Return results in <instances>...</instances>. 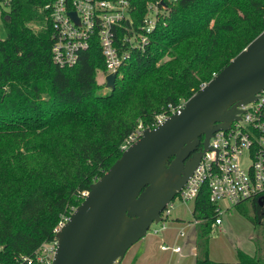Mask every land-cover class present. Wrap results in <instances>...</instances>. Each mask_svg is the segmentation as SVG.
I'll return each instance as SVG.
<instances>
[{
    "label": "trees",
    "instance_id": "1",
    "mask_svg": "<svg viewBox=\"0 0 264 264\" xmlns=\"http://www.w3.org/2000/svg\"><path fill=\"white\" fill-rule=\"evenodd\" d=\"M48 1L10 0L0 11V261L6 264L20 254L34 257L138 122L146 125L188 97L264 28V0H174L146 48L132 52L103 91L95 77L103 69L96 43L71 66L51 60L41 8ZM235 207L264 222L255 202ZM192 215L200 218L193 264H264V244L253 254L236 248L235 261L207 256L213 208L203 190Z\"/></svg>",
    "mask_w": 264,
    "mask_h": 264
},
{
    "label": "water",
    "instance_id": "2",
    "mask_svg": "<svg viewBox=\"0 0 264 264\" xmlns=\"http://www.w3.org/2000/svg\"><path fill=\"white\" fill-rule=\"evenodd\" d=\"M68 14L77 22L74 11ZM114 80L115 73H107L105 86L112 88ZM263 87L264 31H260L178 110L154 127L142 128L140 136L88 185L55 232L50 264L118 262L150 223L160 219V210L185 182L211 132L225 128L239 106Z\"/></svg>",
    "mask_w": 264,
    "mask_h": 264
},
{
    "label": "built area",
    "instance_id": "3",
    "mask_svg": "<svg viewBox=\"0 0 264 264\" xmlns=\"http://www.w3.org/2000/svg\"><path fill=\"white\" fill-rule=\"evenodd\" d=\"M10 0H0L7 6ZM174 0H49L43 6L50 24V57L58 67L76 63L80 53L96 43L102 57L104 76L119 69L134 51H143L149 43L150 33L160 22ZM165 3V6L161 4ZM68 11H74L77 22ZM141 11V12H140ZM140 12V13H139ZM138 16V18H137ZM264 31V28L263 30ZM104 82V78H103ZM252 100L239 106L237 116L225 128H217L208 137L196 165L183 185L172 196L180 202L193 201L203 190L213 208V224L221 222V214L244 201L255 202L264 220V87ZM183 102L156 113L146 125L137 123L135 129L120 143V150L135 141L144 127L161 123L170 112L178 110ZM85 191L83 192V195ZM171 198V199H172ZM169 199L159 212L156 222L163 228L164 218L170 214ZM261 200V204L258 203ZM192 214V207L190 210ZM68 215L60 216L52 228V237L42 241L34 250V257L18 255L16 264H50L56 248L55 232ZM200 218L184 222L176 235H184V226L196 224ZM161 249L180 250L178 243L161 241ZM0 264H6L0 261Z\"/></svg>",
    "mask_w": 264,
    "mask_h": 264
},
{
    "label": "rangeland",
    "instance_id": "4",
    "mask_svg": "<svg viewBox=\"0 0 264 264\" xmlns=\"http://www.w3.org/2000/svg\"><path fill=\"white\" fill-rule=\"evenodd\" d=\"M1 8L4 11L8 10L7 6L0 5V11ZM3 36L4 29L0 16V37ZM95 77L101 83V89L103 91L108 90L109 87L105 86L103 82V72L96 71ZM184 100L180 99L179 102ZM171 200L170 214L163 219L166 226L161 228L159 222H151L145 234L126 249L118 262L114 261L112 264H193L194 254L189 252V246L185 240L194 236L193 226H195L194 239L196 240V225L190 224L184 227V236L175 241L182 246L179 253L159 248L161 241L172 244L177 228L184 222L192 220L191 201L182 203L177 197H173ZM247 212L251 215L249 208ZM257 244H264V222L257 224L251 216L245 215L237 207L224 211L221 214V223L213 224L205 239L207 256L216 261H234L236 248L253 254Z\"/></svg>",
    "mask_w": 264,
    "mask_h": 264
},
{
    "label": "crops",
    "instance_id": "5",
    "mask_svg": "<svg viewBox=\"0 0 264 264\" xmlns=\"http://www.w3.org/2000/svg\"><path fill=\"white\" fill-rule=\"evenodd\" d=\"M221 223V222H220ZM181 225V224H180ZM188 225H190V224H187V225H185L184 227H186V226H188ZM193 225H196V224H193ZM192 225V226H193ZM215 225H218V224H215ZM166 226V225H165ZM164 226V227H165ZM163 227V228H164ZM180 227V226H179ZM194 227V229H193V232H194V236L193 237H189V239H186L185 240V243L189 246V252H192L193 254H195V252H196V247H195V245H194V241H195V239H194V237H195V226H193ZM177 230H178V228H177ZM176 230V231H177ZM184 230V229H183ZM184 236V235H183ZM182 237V236H181ZM179 238V236H177L176 235V232H175V234H174V241H173V243H176L175 241L177 240ZM180 246V245H179ZM160 248V247H159ZM181 248H182V246H180V250L179 251H177V252H173V253H179L180 251H181ZM161 249V248H160ZM171 252V251H170ZM250 254V253H249ZM236 260V259H235ZM234 260V261H235ZM193 262H194V260H193Z\"/></svg>",
    "mask_w": 264,
    "mask_h": 264
},
{
    "label": "flooded vegetation",
    "instance_id": "6",
    "mask_svg": "<svg viewBox=\"0 0 264 264\" xmlns=\"http://www.w3.org/2000/svg\"><path fill=\"white\" fill-rule=\"evenodd\" d=\"M197 149H200L199 147Z\"/></svg>",
    "mask_w": 264,
    "mask_h": 264
}]
</instances>
